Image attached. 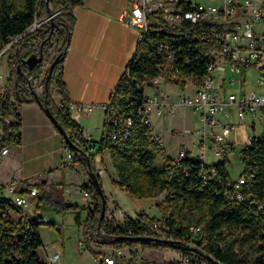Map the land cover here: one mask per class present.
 Returning a JSON list of instances; mask_svg holds the SVG:
<instances>
[{
    "label": "trees",
    "instance_id": "16d2710c",
    "mask_svg": "<svg viewBox=\"0 0 264 264\" xmlns=\"http://www.w3.org/2000/svg\"><path fill=\"white\" fill-rule=\"evenodd\" d=\"M79 2L0 0V44L22 35L10 46V73L0 95V124L4 129V144H18L21 140V117L16 112L17 101L34 100L33 93L24 84V72L38 75L42 66H45L42 72L46 88L39 97L45 100L57 122L78 147L65 145L72 155V163H80L90 173V169L95 170L96 156L106 150L116 174V178L112 179L114 185L124 188L135 198H156L164 194L160 219L150 218L140 212L133 217L127 216L123 225L115 224L105 220L104 216L99 220L101 196L89 176L83 187L93 193L98 202L83 219L80 216L81 209L75 214L76 221L82 224L84 236L117 249L128 248L129 257L122 262L115 257L117 264H136L134 256L137 247L172 248L193 255V264H200L201 260L214 264L205 254L211 255L220 264H264V143L254 140L252 145L242 151L240 158L243 167L254 173L244 188L251 197L247 201H232L226 199L223 193L228 176L223 164L218 166L220 181H204L199 175L201 164L191 154L187 153L174 164L169 163V157L160 161L163 148L153 140L152 128L144 123L138 112L146 95L145 84L156 74L157 65L163 61L155 51L156 40H167L181 48V59L177 64L185 72H201L205 66L207 60L193 48V40L189 36L178 35L179 25L148 23L149 29L136 43L133 54L110 93L99 141L92 143L90 139L81 138L80 126L70 116V100L63 78L64 58L75 24L72 8ZM35 21L39 24L26 32ZM155 27H162L163 30L156 31ZM33 46L38 48V53H42L43 60L32 69H27L21 61L33 52ZM184 60H189V64L185 65ZM17 64H20L19 69ZM53 91L59 97L58 104L53 100ZM6 117L11 120L6 121ZM128 117L133 121L130 126L125 123ZM62 142L64 145L63 138ZM97 177L102 186L100 177ZM31 186L38 191L37 183L21 180L18 192H28ZM60 195L53 189L38 192L35 209L47 205L61 212L79 207ZM104 198L106 210L105 194ZM0 207L3 206L0 204ZM158 220L165 222L168 230L157 232L153 224ZM40 225L34 222L32 231L20 233L22 218L11 222L0 213V264H46L37 252L43 244L38 232ZM190 227H200V230L194 233ZM98 229L100 231L94 232ZM118 235L144 238L114 239ZM186 245L195 246L197 251L186 248Z\"/></svg>",
    "mask_w": 264,
    "mask_h": 264
},
{
    "label": "built area",
    "instance_id": "2783aa9c",
    "mask_svg": "<svg viewBox=\"0 0 264 264\" xmlns=\"http://www.w3.org/2000/svg\"><path fill=\"white\" fill-rule=\"evenodd\" d=\"M47 19V18H46ZM126 25L139 30V39H142L149 29L148 23L154 25L180 26L178 35L189 36L193 48L202 53L206 63L201 72H185L177 61L181 59V48L174 46L167 40H156L155 51L163 61L157 65L156 74L145 84L157 88L154 93H146L144 101L138 112L145 124L152 128L153 117L175 115L179 109L190 107L198 112V124L193 128H183L182 135L196 137L190 149L179 146L175 155L169 157V163L174 164L187 153L194 156L201 164L200 176L204 181L221 180L218 166L224 165L227 173L223 185L226 199L242 202L250 200V194L244 188L254 173L245 170L240 156L247 146L254 140L264 143V0H128L126 9L120 18ZM35 21L28 29L37 26ZM27 29V30H28ZM156 31L163 30L155 27ZM22 35L11 37L6 43L0 44V60L10 46ZM33 52L38 48L33 46ZM188 65L189 60H184ZM45 66H42L43 71ZM35 75L24 72L26 88L36 94L43 91V72ZM4 85L0 69V95ZM174 86L163 89V86ZM144 87V88H145ZM229 87H235L234 91ZM160 89V90H159ZM110 103V96L105 103L70 102V111L88 116L93 109L100 107L103 110ZM231 117H236L238 123L249 124L256 130V121L261 124L260 134H249L241 146H236L231 140V133L235 128ZM6 121L11 118L6 117ZM131 117L125 120L127 126L132 125ZM124 135L127 134L126 129ZM114 137V136H113ZM4 129L0 124V160L7 155L9 148L4 144ZM82 139H87L82 137ZM152 138L161 145L159 136L153 132ZM89 139V138H88ZM67 149V158L72 162V155ZM191 149H195L193 153ZM237 157L239 171L231 176L228 166L232 164L233 157ZM209 157L215 161H209ZM95 173L101 177L104 167L96 168ZM19 180L0 184V213L5 219L17 222L22 218L23 227L20 233L32 231L34 222L47 224L49 219L41 213L29 214L25 210L31 199L37 196V189L33 186L28 192L20 193ZM83 198L88 212L98 202V198L83 186L73 189ZM260 205V202L257 201ZM126 214L121 207H107L104 213L105 220L123 225ZM157 232L168 230V225L161 221L153 224ZM192 232H198L200 227H190ZM100 231V229L94 232ZM92 239V238H91ZM83 245V240L79 241ZM46 264H57L60 257L58 251L48 250V245L42 246ZM193 255L185 256V263L193 264ZM105 264H115L113 255H105L102 260Z\"/></svg>",
    "mask_w": 264,
    "mask_h": 264
},
{
    "label": "crops",
    "instance_id": "0c3cea01",
    "mask_svg": "<svg viewBox=\"0 0 264 264\" xmlns=\"http://www.w3.org/2000/svg\"><path fill=\"white\" fill-rule=\"evenodd\" d=\"M127 3L128 0H80L72 8L75 24L68 40L63 73L70 102L101 104L108 100L127 61L135 50L139 37L138 29L126 25L120 19L126 9ZM8 56L9 53L7 52L1 59L5 67V69L4 67H0L4 83L7 79L6 74L8 76L10 73ZM169 87L173 88L174 86L165 85L163 89ZM41 94L42 92L38 96H41ZM52 97L54 102L58 104L59 97L54 91ZM185 108H181L180 110L184 112ZM16 112L21 117V140L18 144H9V152L0 160V184H5L13 180H26L28 183L33 184L38 181V192L53 189L58 194L60 193V196L64 200L74 203L76 202L73 199L78 197L79 203L85 210L86 206L83 198L73 189L76 186H83L84 183L88 182L90 176L88 170L80 163H72L67 158V149L64 148L61 134L35 100L17 101ZM70 116L79 124L82 137L89 138L92 140V143L99 141L104 121V110L102 108L96 107L88 116L70 111ZM164 116L168 117L170 115ZM164 116H154L152 120L153 132L159 136L163 148V154L159 158L160 161H165L167 157L174 156L168 153L163 147V141L159 133V129L161 128L165 132L169 129V123H165L163 120L161 121ZM175 127L173 126L172 128L174 129L170 130V133L172 132L171 134H174L176 130L179 131ZM189 136L193 137V139L190 138L189 146L181 140L178 147L182 146L185 149H190L196 137L193 135ZM106 152L104 150L100 155L96 156L94 161L95 169L104 167V172L107 169L104 164V154ZM48 159L50 164L49 166H45ZM98 159H101V166L98 163ZM57 165H60L62 169L57 168ZM52 167H56L57 169L49 171L48 173L45 172L46 169ZM37 176L42 177L41 180H37ZM115 178L116 174L112 179ZM73 181L81 182L72 183ZM114 186L121 189L124 196L127 194V198L132 196L124 188ZM102 190L105 194L104 189ZM105 196L107 207H123L121 198L118 200L113 197L109 200L107 194ZM33 199H35V204L33 205L35 208L37 196L32 198L31 201ZM144 199L155 202L154 200L156 198H135L134 202L141 203ZM143 210L141 208L139 211L143 212ZM124 212L126 216H130L128 212ZM87 213V211H82L81 213L80 210V216L82 218ZM135 214L136 212H131L132 217ZM43 215L45 216V214ZM43 245L46 244L43 243ZM47 245L48 250H50L49 244ZM95 247V264H105L102 261H96V259L102 260V257L105 255L118 257L121 262L125 261L130 255V251L126 247L119 249L110 246L102 249L97 246ZM136 250V255L134 256L136 264L185 263L186 254L172 248L137 247ZM54 251H58L61 257V248H56ZM40 258L42 259L44 256ZM59 259L57 264H59Z\"/></svg>",
    "mask_w": 264,
    "mask_h": 264
},
{
    "label": "rangeland",
    "instance_id": "374dc122",
    "mask_svg": "<svg viewBox=\"0 0 264 264\" xmlns=\"http://www.w3.org/2000/svg\"><path fill=\"white\" fill-rule=\"evenodd\" d=\"M205 1V0H199ZM0 67H4V62L0 60ZM5 69V67H4ZM9 76V75H8ZM6 74V77H8ZM160 90V89H159ZM229 90L234 91L235 87H229ZM157 91V88H153L149 85H146L145 92L146 93H154ZM198 112L192 110L191 108H185L183 110H178L175 116H164L163 120L165 123H169V129L165 132L162 128L159 129V133L161 134V140L163 141V147L167 150L168 153L175 155L178 144L180 141H184L183 143L189 144L190 138L193 137L189 135H182V133H174L171 134L170 130L174 129L173 126H176V129L182 130L185 127H195L197 122ZM234 122L235 128L231 133V140L235 141L236 146H241L244 143L245 137L249 134H260L261 132V124L259 121H256V130H252L249 127V124L246 123H238L236 117H231V122ZM171 126V127H170ZM195 142V139H194ZM189 146V145H188ZM9 147V145H8ZM61 148H63L61 146ZM192 152H195V149H191ZM160 160V159H159ZM215 158L209 157V161H215ZM104 164L106 165L107 169L100 177L102 183V189H104L105 194H107L108 199L116 198L122 201V210L128 212L131 216V212L133 213H140L139 211L143 208V212L146 216L150 218H158L160 219L163 214V197L164 194H160L153 202L152 200L144 199L141 203L134 202L135 198L133 196H129L127 198V194H122V190L115 187L112 178L115 177V172L113 169L112 164L110 163L109 155L107 152L104 154ZM98 163L101 166V159H98ZM50 162L49 159L45 163V166H49ZM57 168H61L60 165H57ZM56 167H52L50 169H46L45 172L54 171L57 169ZM62 169V168H61ZM228 170L231 176H236L237 172L239 171V166H237V157H233L232 164H229ZM42 177L37 176V180H41ZM81 181H73L72 183H77ZM35 183L38 184L39 182L36 181ZM71 196V195H70ZM79 196V195H77ZM73 199V197H72ZM78 197L74 198L75 202L79 205L74 209L63 210L61 212H57L53 210V208L47 205H41L39 209H35L33 205L35 204V199L30 202V205L25 209L28 213H43L52 224H41L39 226V236L41 241L44 244H49L50 252L53 253V250L56 248H61V257L59 259V264H95L94 262V255L95 249L94 246L99 248H107L108 245L101 244L88 236L83 235L82 224L76 221L74 215L81 209L82 211H86V208H82V205L78 201ZM124 204V205H123ZM110 205V204H109ZM108 205V206H109ZM33 207V208H32ZM110 207V206H109ZM135 210V211H134ZM139 211V212H137ZM83 219V218H82ZM83 240V245H80L79 241ZM37 252L40 257H43V250L42 246L38 247ZM200 264H208L205 260H201Z\"/></svg>",
    "mask_w": 264,
    "mask_h": 264
},
{
    "label": "water",
    "instance_id": "95a60500",
    "mask_svg": "<svg viewBox=\"0 0 264 264\" xmlns=\"http://www.w3.org/2000/svg\"><path fill=\"white\" fill-rule=\"evenodd\" d=\"M30 31V29L26 30V32ZM26 32H24L23 34H25ZM43 60V55L41 52L36 53V52H32L30 53L26 58H24L21 63L24 64L27 69H32L38 62H41ZM17 69L20 68V64H17ZM44 88H46V82L43 85ZM31 92L33 93V98L34 100L42 107V110L44 111V113L46 114V116L50 119V121L53 123V125L55 126V128L57 129V131L61 134L64 143L68 146V147H73V148H78L69 138L66 130L57 122L56 118L54 117V115L52 114V112L50 111L49 107L45 104V100H41V98L38 96V94H36L33 90H31ZM88 163V167L90 169L89 166V162L87 160ZM90 178L92 179V181L94 182L95 188L97 190V192L99 193V195L101 196V211H100V215H99V220L103 218L104 213H105V198H104V192L102 190V186L99 183L97 174L90 169ZM99 226V223H98ZM143 236H137V237H130V236H126V235H118L115 236L114 239L119 240V239H124V240H132V239H143ZM186 248L192 250V251H197V248L195 246L192 245H186ZM209 261L213 262L214 264H220V262L216 259H214L211 255L205 254L204 255Z\"/></svg>",
    "mask_w": 264,
    "mask_h": 264
}]
</instances>
